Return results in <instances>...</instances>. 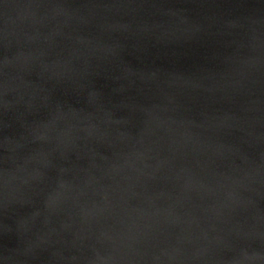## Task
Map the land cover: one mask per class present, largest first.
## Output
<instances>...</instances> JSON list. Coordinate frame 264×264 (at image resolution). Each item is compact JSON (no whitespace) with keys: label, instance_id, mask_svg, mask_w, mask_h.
Instances as JSON below:
<instances>
[{"label":"water","instance_id":"95a60500","mask_svg":"<svg viewBox=\"0 0 264 264\" xmlns=\"http://www.w3.org/2000/svg\"><path fill=\"white\" fill-rule=\"evenodd\" d=\"M0 264H264V0H0Z\"/></svg>","mask_w":264,"mask_h":264}]
</instances>
